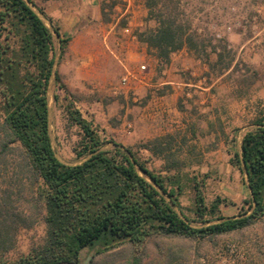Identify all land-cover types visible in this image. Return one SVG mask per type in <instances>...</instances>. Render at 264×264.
<instances>
[{
    "label": "trees",
    "instance_id": "1",
    "mask_svg": "<svg viewBox=\"0 0 264 264\" xmlns=\"http://www.w3.org/2000/svg\"><path fill=\"white\" fill-rule=\"evenodd\" d=\"M29 1L50 21L63 56L71 37L64 39L53 19ZM159 2L146 0L148 20L156 26L138 34L148 53L168 64L183 49L204 52L172 13H155ZM54 63L55 39L44 21L24 0H0V164L18 155L15 174L21 181L18 191L0 196V264H82L89 253L88 264L110 257L111 264H142L135 254L120 263L115 252L156 237L205 240L264 224V116L252 123L232 155L249 194L237 216L224 217L222 207L235 205L221 197L207 202L208 177L184 171L173 136L155 138L138 150L102 137L56 71L67 120L81 132L75 148L81 163L61 162L52 144L47 97ZM54 100L61 101L58 95ZM108 144L113 148L104 149ZM139 150L163 158L162 170L150 169ZM188 190L193 199L184 207ZM37 226L43 227L40 239L12 257L20 232Z\"/></svg>",
    "mask_w": 264,
    "mask_h": 264
},
{
    "label": "rangeland",
    "instance_id": "2",
    "mask_svg": "<svg viewBox=\"0 0 264 264\" xmlns=\"http://www.w3.org/2000/svg\"><path fill=\"white\" fill-rule=\"evenodd\" d=\"M33 1L53 19L64 39L71 37L63 56L60 39H55L56 71L75 96L77 108L102 137L138 150L155 138L173 136L175 147L181 149L177 157L185 163L184 171L208 177L207 202L217 197L226 199L235 206L222 207V215L237 216L249 193L246 176L232 166L231 158L240 149L244 133L253 127L257 118L264 116V0L159 2L155 13H172L205 48L199 55L187 49L177 53L172 65L164 66L158 73L159 82L175 80L178 83L174 87L183 95L177 103L183 118L159 124L162 131L153 138L140 137L135 124L137 112L146 106L143 98L133 101L139 97V94L132 96L137 92L134 87L138 82L131 81L126 88L118 89L126 69L136 68L125 65L120 56V44H117L122 37L114 31L108 34L106 27L107 23L114 25L118 19L114 3L121 8L123 1L99 0L98 4L90 0L84 3L81 0ZM97 6L103 12L100 17L96 15ZM60 12L61 15L76 13L78 16L64 20L58 18ZM50 27L52 29L51 23ZM91 59L102 68L100 77L86 84L72 83L74 66L83 67ZM162 70L167 72L163 75ZM55 95L61 101L56 102ZM64 95L56 88L54 80L49 90L52 144L59 160L77 164L81 159L77 158L75 148L81 140V132L67 120L62 107ZM1 137L0 131V140ZM105 148L111 149L113 144ZM138 155L147 161L150 169L162 170L163 158L145 150H139ZM18 163V155L10 154L5 163L0 164V196L18 191L21 182L15 174ZM192 199L193 194L188 190L181 199L183 206L190 207ZM42 233L41 226L22 230L12 257L26 252ZM117 251L115 258L120 263L135 254L142 264H264V224L205 240L156 237L137 249L123 247ZM91 255L86 254L82 264H88ZM112 259L104 258L99 264H111Z\"/></svg>",
    "mask_w": 264,
    "mask_h": 264
},
{
    "label": "crops",
    "instance_id": "3",
    "mask_svg": "<svg viewBox=\"0 0 264 264\" xmlns=\"http://www.w3.org/2000/svg\"><path fill=\"white\" fill-rule=\"evenodd\" d=\"M84 3V0H81ZM95 3H100L99 0H90ZM123 6H117L114 3V9L118 11V19L116 23H107L106 27L109 28L108 34L119 35L122 37L117 44H120V56L128 67H136L131 70L138 73L139 76H142L144 79L141 82L137 83V86L134 87L137 92H133L132 96L139 94V97L133 98V101L140 100L143 98L145 100L146 106L142 111L137 112L135 119V124L137 125V130L139 136H147L152 138L157 136L161 132V128H158L159 124L163 122H172L173 118L182 119L183 113L177 108V103L182 94L177 91L178 86L176 81L167 80L165 82L158 81V73L165 66L168 68V65H172L171 61L177 53L186 52V49H183L172 55L171 61L168 64H162L154 56L148 53V47L146 44L142 43L138 39V34L143 33L146 30H149L151 27H154L155 22L152 24L151 20H148V9L146 7V0H122ZM57 3V1H54ZM106 3L108 1H105ZM78 12V11H77ZM102 9L99 6L96 8V15L100 17L102 14ZM59 17L64 20L66 19H75L78 15L67 13L66 15H61L58 13ZM84 51V48H82ZM80 52L81 51H77ZM76 54V53H75ZM92 60V59H91ZM120 63V61H119ZM117 65V63H116ZM114 66V64H113ZM145 66L146 70L148 67V72H142L140 67ZM165 72L162 70L161 73L164 75ZM102 73V68L99 66L98 62L94 59L89 63H84L83 67L78 65L74 66V76L71 80L75 84H86L91 81H96ZM165 86V87H164ZM172 86V87H170ZM187 86V85H185ZM133 88V89H134ZM162 88V89H160ZM167 89L165 92L163 91ZM187 96H190L187 94ZM165 132V131H164ZM215 133L214 131L212 132Z\"/></svg>",
    "mask_w": 264,
    "mask_h": 264
},
{
    "label": "built area",
    "instance_id": "4",
    "mask_svg": "<svg viewBox=\"0 0 264 264\" xmlns=\"http://www.w3.org/2000/svg\"><path fill=\"white\" fill-rule=\"evenodd\" d=\"M140 70L142 72H145L146 67L142 66V67H140ZM143 79L144 78L142 76H139L138 73L133 72V71H129L126 69L124 76L121 78L120 87H118V89L126 88L130 84L131 81L141 82V81H143ZM129 127H131V126L129 125ZM231 251H233V250H231Z\"/></svg>",
    "mask_w": 264,
    "mask_h": 264
},
{
    "label": "water",
    "instance_id": "5",
    "mask_svg": "<svg viewBox=\"0 0 264 264\" xmlns=\"http://www.w3.org/2000/svg\"><path fill=\"white\" fill-rule=\"evenodd\" d=\"M24 1H26L27 2V4L31 7V9H33L34 11H35V13L44 21V23L47 25V27L50 29V31L52 32V34H53V36H54V39H59L56 35H55V33L53 32V30L51 29V27H50V23H49V21L43 16V15H41L39 12H38V10L34 7V5L29 1V0H24ZM56 72V59H55V63H54V68H53V75H52V77H51V80H50V84H49V88H48V94H47V97H48V106H49V90H50V87H51V84L53 83V81L55 80V76H54V73ZM49 113H50V110H49ZM50 120V119H49ZM106 147V146H105ZM104 147V149H106ZM58 158V157H57ZM59 159V158H58ZM61 161V160H60ZM62 162V161H61ZM64 163V162H63ZM79 163H81V162H79ZM79 163H77V164H79ZM66 164V163H65ZM70 165H74V164H70ZM140 171V170H139ZM140 174L142 175V176H144L143 175V173L142 172H140ZM246 182H247V180H246Z\"/></svg>",
    "mask_w": 264,
    "mask_h": 264
}]
</instances>
